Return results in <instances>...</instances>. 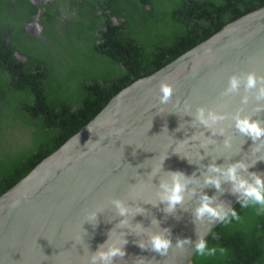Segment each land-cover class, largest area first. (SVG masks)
Listing matches in <instances>:
<instances>
[{"label":"water","instance_id":"obj_1","mask_svg":"<svg viewBox=\"0 0 264 264\" xmlns=\"http://www.w3.org/2000/svg\"><path fill=\"white\" fill-rule=\"evenodd\" d=\"M241 72L264 76V5L119 90L78 132L2 193L0 264H93L92 257L117 238L126 241L119 245L124 255L113 257L111 264H190L198 239H206L220 223L196 218L201 197L207 194L213 206L227 211L240 195L229 181H222L219 190L205 185L206 175H218L209 173L208 166L226 168L242 161L251 165L248 172L264 176V145L239 134L232 119L242 110V115L264 121V111L255 112L264 101H256L243 87L222 95L229 77ZM161 82L173 87L165 104L159 100ZM244 95H249L247 104L241 102ZM199 108L227 117L216 126L224 128L223 135H213L199 123ZM229 137L231 146L225 147ZM204 140L213 143L204 145ZM258 145L260 151H254ZM173 171L193 182L184 202L167 212L158 193ZM116 200L131 210L126 216L119 215ZM14 201L19 204L12 208ZM156 232L171 240L165 255L151 249L150 236ZM178 240L188 242L178 247ZM95 264L104 262L97 259Z\"/></svg>","mask_w":264,"mask_h":264},{"label":"trees","instance_id":"obj_2","mask_svg":"<svg viewBox=\"0 0 264 264\" xmlns=\"http://www.w3.org/2000/svg\"><path fill=\"white\" fill-rule=\"evenodd\" d=\"M0 4V195L88 123L119 90L264 0H30ZM43 29L27 32L37 9ZM115 19V20H114ZM17 53L20 56H17ZM23 57V58H22ZM190 264H264V215L238 202Z\"/></svg>","mask_w":264,"mask_h":264},{"label":"clouds","instance_id":"obj_3","mask_svg":"<svg viewBox=\"0 0 264 264\" xmlns=\"http://www.w3.org/2000/svg\"><path fill=\"white\" fill-rule=\"evenodd\" d=\"M243 87L245 93H249L254 96L256 101H264V76H258L255 72H241L239 74H233L229 77L227 87L222 95L228 96L233 93H238ZM160 96L159 100L161 104L167 103L172 94L173 87L171 84L161 82L159 85ZM243 104L249 102V95L242 97ZM264 111V105L258 104L255 108V112L259 113ZM242 110H239L233 117L234 127L236 131L242 136L249 137L253 142L261 141V145H264V121L260 119H254L252 115H242ZM196 119L200 124L206 128L212 130L213 135L224 134V128L216 126L219 122L224 121L227 117L224 114L208 110L204 108L197 109ZM231 138H226L224 141L225 147H230ZM213 143L211 140H204L203 144ZM261 145H258L254 151H260ZM264 159V157H261ZM255 163V161L253 162ZM251 165L242 161H236L226 168L220 167L216 164L208 166L209 173H216L218 175H206L204 178L205 185H213L216 189L221 188L222 181H229L232 184V191L240 194L238 202L243 208H248L250 205L256 211L257 215H264V176L255 173L248 172ZM160 171V165L156 166L153 170V175ZM246 172L248 176H244L241 173ZM169 180L162 181L160 184L161 191L158 193L160 202L167 205L165 211L172 212L175 210L176 205L182 204L185 199V192L188 190V184L192 183L191 178L186 177L182 172L173 171L169 174ZM213 198L204 194L201 197L199 206L195 209V216L197 219H203L205 216L216 220L218 219L221 224L230 223V218L236 221L240 220V215L235 209L229 208L224 210L223 205L213 206ZM119 215L126 216L131 210L124 206L123 202L114 201ZM19 204V201H14L11 205L15 208ZM137 212L142 211L136 209ZM95 218L93 214L92 219ZM153 223H157L153 221ZM122 224H127V221H122ZM166 231V230H165ZM187 240H178L177 246L181 247ZM126 241H121L119 238L114 240L107 247L106 251H98L97 255L92 257L93 264L99 259L104 264H111V260L116 256H123L124 250L121 246ZM150 246L153 251L159 252L161 255L167 254L169 247L171 246V240L164 235L163 232H156L150 236ZM140 247L145 245L141 242ZM196 256L199 258H215L217 256L223 257L226 250L223 248L217 249V247L209 246L208 240L203 237L199 238L195 244Z\"/></svg>","mask_w":264,"mask_h":264},{"label":"flooded vegetation","instance_id":"obj_4","mask_svg":"<svg viewBox=\"0 0 264 264\" xmlns=\"http://www.w3.org/2000/svg\"><path fill=\"white\" fill-rule=\"evenodd\" d=\"M30 1L34 5L39 7L41 5L40 4L41 2L47 4L53 0H30ZM3 3H4V0H0V4L2 5ZM9 3H11V5H12L13 1L10 0ZM44 11H45V8H40V9H37L35 13H32L30 15V19L28 21H26L24 24L27 32L32 33V34H36V33H39L43 29L40 20H41V16L44 13ZM17 56H20V55L17 53Z\"/></svg>","mask_w":264,"mask_h":264}]
</instances>
